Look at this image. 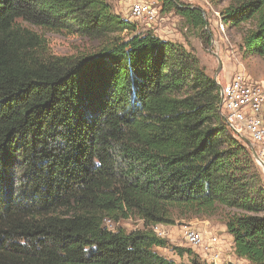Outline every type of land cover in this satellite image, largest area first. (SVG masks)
<instances>
[{
    "label": "trees",
    "instance_id": "obj_1",
    "mask_svg": "<svg viewBox=\"0 0 264 264\" xmlns=\"http://www.w3.org/2000/svg\"><path fill=\"white\" fill-rule=\"evenodd\" d=\"M160 1L207 30L201 9ZM221 15L264 56V0ZM31 27L90 45L54 55ZM219 91L195 55L108 0H0V264H182L167 248L213 264L152 227L216 213L234 255L264 264V175Z\"/></svg>",
    "mask_w": 264,
    "mask_h": 264
},
{
    "label": "rangeland",
    "instance_id": "obj_2",
    "mask_svg": "<svg viewBox=\"0 0 264 264\" xmlns=\"http://www.w3.org/2000/svg\"><path fill=\"white\" fill-rule=\"evenodd\" d=\"M108 1L115 13L124 19L134 21L138 31L150 30L161 39L181 45L195 55L200 65L205 69V73L220 86L226 84L234 73L240 72L245 75L248 82L264 88V56L246 54L242 46L243 29L225 24L221 18L222 11L233 4L235 0H199L193 4L203 12L207 30L192 28L176 10H164L160 0L157 4L158 18L149 25L130 18L129 5L133 0ZM177 3L180 5L183 0H177ZM31 28L44 36L50 53L54 55L76 54L86 50L90 45L86 39L77 36ZM243 136L248 139L246 135L243 134ZM251 149L258 151L255 144H252ZM260 169L264 175L261 167ZM117 225L126 229H134L140 227L141 222L135 219L122 220ZM108 227L113 228L115 225L108 223ZM186 227L199 231L204 235V238H207L208 235H216L221 243L223 261L225 259V245L227 247L226 253H231L229 245L232 237L226 232L218 213L207 218L181 220L173 225L164 226V237L171 245L190 248L194 253L203 257L199 248H193L185 243L183 230ZM160 252L169 258H173L177 263L189 264L185 254L179 257L170 248L161 249Z\"/></svg>",
    "mask_w": 264,
    "mask_h": 264
},
{
    "label": "built area",
    "instance_id": "obj_3",
    "mask_svg": "<svg viewBox=\"0 0 264 264\" xmlns=\"http://www.w3.org/2000/svg\"><path fill=\"white\" fill-rule=\"evenodd\" d=\"M199 0H183L178 6L192 7ZM157 0H133L129 5V16L133 20L151 24L158 18ZM220 109L222 110L226 124L236 136L246 135L248 139L257 145V154L262 162L256 160L264 173V122L261 111L264 106V88L248 82L245 75L234 73L229 81L220 86ZM109 221H106L108 225ZM154 232L164 237V226L154 225ZM185 243L202 251L203 258L213 264H228L222 260L220 240L216 235H204L199 231L186 227L183 230Z\"/></svg>",
    "mask_w": 264,
    "mask_h": 264
},
{
    "label": "crops",
    "instance_id": "obj_4",
    "mask_svg": "<svg viewBox=\"0 0 264 264\" xmlns=\"http://www.w3.org/2000/svg\"><path fill=\"white\" fill-rule=\"evenodd\" d=\"M232 241H230V251H231V253L230 254H227L226 253V249H227V247H226V245L224 246V254H225V259H224V261L225 260H227V261H225V263H228V264H247V261L245 260V259H242V258H237L235 255H234V253H233V247H232ZM222 249V248H221Z\"/></svg>",
    "mask_w": 264,
    "mask_h": 264
},
{
    "label": "water",
    "instance_id": "obj_5",
    "mask_svg": "<svg viewBox=\"0 0 264 264\" xmlns=\"http://www.w3.org/2000/svg\"><path fill=\"white\" fill-rule=\"evenodd\" d=\"M248 146H252V142L249 140V139H247L246 137H244L243 135H240L239 136ZM252 153H253V157L256 159V160H258L259 162H262L261 161V159H260V157L258 156V154H257V152L255 151V150H253L252 151Z\"/></svg>",
    "mask_w": 264,
    "mask_h": 264
}]
</instances>
